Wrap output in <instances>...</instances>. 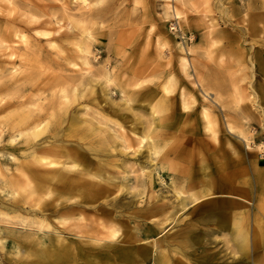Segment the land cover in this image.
I'll list each match as a JSON object with an SVG mask.
<instances>
[{"label": "rangeland", "instance_id": "obj_1", "mask_svg": "<svg viewBox=\"0 0 264 264\" xmlns=\"http://www.w3.org/2000/svg\"><path fill=\"white\" fill-rule=\"evenodd\" d=\"M261 51L264 0H0V264H233L253 228L264 264Z\"/></svg>", "mask_w": 264, "mask_h": 264}, {"label": "bare ground", "instance_id": "obj_2", "mask_svg": "<svg viewBox=\"0 0 264 264\" xmlns=\"http://www.w3.org/2000/svg\"><path fill=\"white\" fill-rule=\"evenodd\" d=\"M79 1V0H78ZM252 23V22H251ZM257 31V30H256ZM261 52H264V51H261ZM260 54V53H259ZM256 60H257V62H258V65H259V67H260V69H261V74L263 75V79H264V61H263V59H262V54H261V56H258L257 58H256ZM86 63V62H85ZM263 82H264V80H263ZM166 90V89H165ZM263 92H261L262 93V97H263V101H264V89L262 90ZM1 102V101H0ZM255 103V102H254ZM258 105V104H257ZM207 113V112H206ZM201 115L203 114V113H200ZM210 114V113H209ZM211 115V114H210ZM208 116V115H207ZM211 120V117H210V119L208 120H206V126H205V128L207 129V130H212L213 128H214V126L212 125V122L210 121ZM147 123H148V121H146ZM150 122V121H149ZM37 124V123H36ZM150 124V123H149ZM150 125H152V124H150ZM148 126H146V128H147ZM149 127H151V126H149ZM228 127H230V128H232V126H230V125H228ZM148 129V128H147ZM42 130V126H39V125H36V126H33V127H31L29 130H27V133H26V136H30V137H32V138H37L38 136H39V134H40V131ZM205 130V129H204ZM218 130V129H217ZM209 132V131H208ZM15 133V132H14ZM211 133H213V132H211ZM72 134V133H71ZM144 134V133H143ZM145 135V134H144ZM146 136V135H145ZM15 137H11V139H10V142H13ZM145 138H147V137H145ZM138 139V138H137ZM138 141H141V140H138ZM149 149V148H148ZM34 151V150H33ZM93 152H95V151H93ZM149 152H150V150H149ZM100 154V153H99ZM104 156V155H103ZM34 157V156H33ZM150 157V156H149ZM48 159H50V158H47V157H45V156H41V157H39L38 159H37V161H38V163H45V162H47V160ZM56 161V160H55ZM165 162V161H164ZM48 165H58V163H55V162H53V161H51V162H48L47 163ZM89 165V164H88ZM48 167V166H47ZM97 167V166H96ZM92 171V170H91ZM62 172V171H61ZM83 176V175H82ZM25 177V176H24ZM34 177V176H33ZM70 177V176H69ZM85 177V176H84ZM42 178V177H41ZM60 179H64V177H63V175H61L60 176ZM71 179V178H70ZM76 180V179H75ZM88 180V179H87ZM21 183V182H20ZM63 183H64V181H63ZM102 184V183H101ZM147 185V184H146ZM171 185H172V187H174V183H171ZM16 186V185H15ZM40 187V186H39ZM148 187V186H147ZM24 187H22V186H17V189H18V191L21 193L22 191H26V190H28V189H26V190H24L23 189ZM41 188V187H40ZM75 187L74 186H69L68 187V190H73ZM102 188V187H101ZM142 188V187H141ZM122 189V188H121ZM39 190H42V189H39ZM120 190V189H119ZM67 191V190H66ZM104 191V190H103ZM102 191V192H103ZM138 191V190H137ZM174 191L175 192H177V193H181V191L179 190V189H175L174 188ZM42 192H43V190H42ZM42 192H38V191H36V189L35 190H31L30 191V193L29 194H31V196H36V197H40L41 198V195H42ZM107 193V192H106ZM115 193V192H114ZM105 194V193H104ZM178 194V195H179ZM108 195V194H107ZM115 195V194H114ZM117 195V194H116ZM116 197V196H115ZM118 197V196H117ZM140 197V196H139ZM86 198H88V197H86ZM38 199V198H37ZM46 199V198H45ZM112 199V198H111ZM117 199V198H116ZM33 200H35V199H33ZM39 200V199H38ZM119 201H120V199H118ZM90 201H92V200H90ZM89 201V202H90ZM100 201V200H99ZM110 201V200H109ZM45 202V201H44ZM105 202V201H104ZM113 202V201H112ZM111 202V203H112ZM102 203V202H101ZM110 203V202H109ZM50 204V203H49ZM125 203H123V205H124ZM151 204H153V203H151ZM93 205V204H92ZM112 205V204H111ZM127 205H129V204H127ZM126 205V206H127ZM150 205V204H149ZM155 205V204H154ZM89 206V205H88ZM117 206V205H116ZM120 206H121V204H120ZM130 206H131V204H130ZM122 207V206H121ZM62 208H64V207H62ZM113 208V207H112ZM124 208H126V207H124ZM129 208V207H128ZM127 208V209H128ZM132 208V207H131ZM160 208V207H159ZM164 208H166V207H164ZM164 208H162V209H164ZM40 209V208H39ZM91 209V208H90ZM117 209V208H116ZM152 209V208H151ZM181 209V208H180ZM115 211V210H114ZM153 211H155V209L153 210ZM121 212V211H120ZM43 213V212H42ZM45 213V212H44ZM122 213V212H121ZM144 213V212H143ZM137 214V213H136ZM153 214V213H152ZM124 215V214H123ZM155 215V214H154ZM39 216V215H38ZM125 218H127V217H125ZM55 219V218H54ZM6 221H9V220H6ZM146 221V220H145ZM127 222V221H126ZM129 222V221H128ZM10 224V223H9ZM129 224V223H128ZM152 224V223H151ZM13 225V224H12ZM108 225V224H107ZM109 225H112V224H109ZM129 226V225H128ZM41 227V226H40ZM113 228H115L114 226H112ZM69 229H70V227H69ZM115 233H117V231H113V233H112V237L113 236H115L116 234ZM51 235V234H50ZM54 235V234H53ZM57 236V235H56ZM255 238H256V231H254V228H253V230H252V235H251V239L249 238V233H244V232H241L239 229L237 230V233L235 234V236H234V239H235V242H236V244H237V247H238V249H240V250H242V252H244V259H240V258H236V257H233L232 258V262L231 263H242V262H247V264H251V259H253V257L255 256V254H256V252L258 251V249L260 248V246L256 243V241H255ZM97 241V240H96ZM231 246H232V243H231ZM234 247V245L232 246V248ZM182 250V249H181ZM234 250L235 249H233V252H234ZM152 252H154V251H152ZM87 253V252H86ZM153 254V253H152ZM235 255H236V251H235V253H234ZM48 257H52L53 259H55V261L53 262V264H72L71 263V257H73L74 258V256H73V253L72 252H69V251H66V249L65 248H63V247H58L56 250H53V251H49L48 252ZM164 255V254H163ZM238 256H239V254H237ZM93 256V255H92ZM240 256H242V255H240ZM86 258V257H85ZM154 259V258H153ZM126 259H125V263H126ZM169 261H171V260H169ZM134 263V262H133ZM195 263V262H194ZM173 264H175V263H173ZM243 264V263H242Z\"/></svg>", "mask_w": 264, "mask_h": 264}, {"label": "crops", "instance_id": "obj_3", "mask_svg": "<svg viewBox=\"0 0 264 264\" xmlns=\"http://www.w3.org/2000/svg\"><path fill=\"white\" fill-rule=\"evenodd\" d=\"M254 26V22H250V27H253ZM255 31L257 30V29H254ZM262 32H263V30H261ZM257 32H258V30H257Z\"/></svg>", "mask_w": 264, "mask_h": 264}, {"label": "snow or ice", "instance_id": "obj_4", "mask_svg": "<svg viewBox=\"0 0 264 264\" xmlns=\"http://www.w3.org/2000/svg\"><path fill=\"white\" fill-rule=\"evenodd\" d=\"M113 238H115V236H113Z\"/></svg>", "mask_w": 264, "mask_h": 264}]
</instances>
